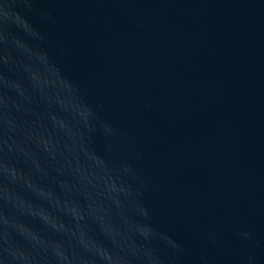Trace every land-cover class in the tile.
I'll list each match as a JSON object with an SVG mask.
<instances>
[{
    "label": "water",
    "instance_id": "95a60500",
    "mask_svg": "<svg viewBox=\"0 0 264 264\" xmlns=\"http://www.w3.org/2000/svg\"><path fill=\"white\" fill-rule=\"evenodd\" d=\"M0 264H264V0H0Z\"/></svg>",
    "mask_w": 264,
    "mask_h": 264
}]
</instances>
